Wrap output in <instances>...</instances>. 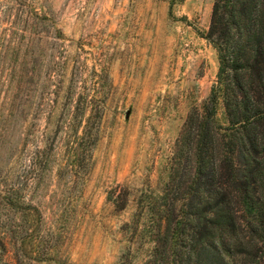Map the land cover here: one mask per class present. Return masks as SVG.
<instances>
[{
  "label": "rangeland",
  "instance_id": "rangeland-1",
  "mask_svg": "<svg viewBox=\"0 0 264 264\" xmlns=\"http://www.w3.org/2000/svg\"><path fill=\"white\" fill-rule=\"evenodd\" d=\"M213 1L0 0V264L144 263L140 209L216 79Z\"/></svg>",
  "mask_w": 264,
  "mask_h": 264
},
{
  "label": "trees",
  "instance_id": "trees-1",
  "mask_svg": "<svg viewBox=\"0 0 264 264\" xmlns=\"http://www.w3.org/2000/svg\"><path fill=\"white\" fill-rule=\"evenodd\" d=\"M203 38L216 79L187 116L161 194L140 209L143 264H264V0H214ZM79 129L75 166L94 142Z\"/></svg>",
  "mask_w": 264,
  "mask_h": 264
}]
</instances>
